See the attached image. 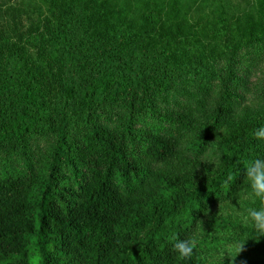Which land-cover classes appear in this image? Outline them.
Instances as JSON below:
<instances>
[{
    "label": "trees",
    "instance_id": "16d2710c",
    "mask_svg": "<svg viewBox=\"0 0 264 264\" xmlns=\"http://www.w3.org/2000/svg\"><path fill=\"white\" fill-rule=\"evenodd\" d=\"M163 1L0 0V264H219L236 243L264 264L234 209L264 158V0L232 27Z\"/></svg>",
    "mask_w": 264,
    "mask_h": 264
},
{
    "label": "clouds",
    "instance_id": "9594fccd",
    "mask_svg": "<svg viewBox=\"0 0 264 264\" xmlns=\"http://www.w3.org/2000/svg\"><path fill=\"white\" fill-rule=\"evenodd\" d=\"M252 136L256 140L264 141V125L257 127ZM219 156L213 157L211 161L206 163L218 162ZM250 192L247 198L253 204L259 201V207H248L244 212L240 213L241 223L244 227L251 229L256 233V239L264 237V158H256L249 162L243 170ZM235 180V176L229 174L224 181L225 186L230 185ZM201 221V225H202ZM245 243H236L230 247H220L214 253L219 264H234L236 257L244 250ZM199 246L198 239L195 235H189L185 238L179 236L173 237L172 250L176 253L179 260H191Z\"/></svg>",
    "mask_w": 264,
    "mask_h": 264
},
{
    "label": "rangeland",
    "instance_id": "374dc122",
    "mask_svg": "<svg viewBox=\"0 0 264 264\" xmlns=\"http://www.w3.org/2000/svg\"><path fill=\"white\" fill-rule=\"evenodd\" d=\"M116 1L123 7L130 4L129 9L135 7L134 0ZM164 3H170L171 13H169V15L174 22L178 23H183L184 20H186L190 24L194 23L197 18H200L209 23L215 22V25L217 21L227 22L228 27H232V22L236 20V16L238 15L242 16L240 22L244 23L246 26H249L252 21H258L255 0H165V2L163 1V4ZM163 10L166 12L165 6ZM123 13L126 14L125 11ZM248 201L249 203L246 205V208L255 207L252 202H250V199L247 198V195H245L234 209ZM239 213L240 212L231 214L235 218ZM244 251H242V253H244Z\"/></svg>",
    "mask_w": 264,
    "mask_h": 264
}]
</instances>
